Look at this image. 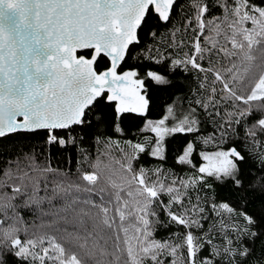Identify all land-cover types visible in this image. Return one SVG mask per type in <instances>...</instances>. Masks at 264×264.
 I'll use <instances>...</instances> for the list:
<instances>
[{
	"label": "snow or ice",
	"instance_id": "snow-or-ice-1",
	"mask_svg": "<svg viewBox=\"0 0 264 264\" xmlns=\"http://www.w3.org/2000/svg\"><path fill=\"white\" fill-rule=\"evenodd\" d=\"M0 264H264V0H0Z\"/></svg>",
	"mask_w": 264,
	"mask_h": 264
},
{
	"label": "trees",
	"instance_id": "trees-1",
	"mask_svg": "<svg viewBox=\"0 0 264 264\" xmlns=\"http://www.w3.org/2000/svg\"><path fill=\"white\" fill-rule=\"evenodd\" d=\"M183 2H184V0H179V3H183ZM175 21H176V14L173 15V22H175ZM141 38L143 39V33H141ZM131 63H134V62L130 61V64ZM140 63L142 64V66L138 67V71L141 73V77H143L144 74L148 70H153L156 67L154 64L150 63L149 61H142ZM97 67L103 68V61H101ZM127 67H128V65H125V68H127ZM145 86L148 89V92H149V95H150L151 101H152V109L150 112V117L153 119H159L164 114L166 106L168 104L172 103V101L175 99V97L172 94L173 90L166 89L163 86H158L154 82H151L150 80L145 81ZM135 123H136L135 119L126 118V120L124 121V127L126 129L131 128L134 130ZM212 131H213V126L211 123H206L202 126L203 134H209ZM192 139H193V136L191 134H189V135L176 134L175 136H173L172 138H170L167 141L168 159L166 162H162L163 166L166 169L167 168L175 169L176 172L181 174V175H183L184 171L188 170L187 166H184V168L182 169L180 166L176 165L174 158L176 155H178L180 152H182L183 147L186 145V143ZM227 146L228 145H225V147H227ZM239 146L240 145L237 144V147H239ZM202 147H203L202 145H199V144L197 145V150H196V153L194 154V157H193L194 163H196L197 166H199V164L202 163V161L199 159V151L201 150ZM88 150L91 152L93 157H95L98 154V152L103 151V149L100 147H93V148L88 149ZM205 150L212 151L214 149L212 147H209L208 149H205ZM79 151L80 150L77 149V151L75 153H65L64 156L57 155L54 152L53 157H52V162L54 164L60 163L62 165L64 158L67 156H71L72 159L69 161V164H70V166H72V169L74 171L75 165L80 160ZM141 163L146 165L147 167L151 168V167H155L158 162L151 160L147 156H145L141 159ZM253 167L259 168V162L253 161ZM22 214H23V218L29 224H31L32 221L34 219H36L34 214H32L31 212H29L27 210H22ZM169 231H171V229ZM165 236H166V233L163 230L157 232V234H156L157 239H162Z\"/></svg>",
	"mask_w": 264,
	"mask_h": 264
}]
</instances>
